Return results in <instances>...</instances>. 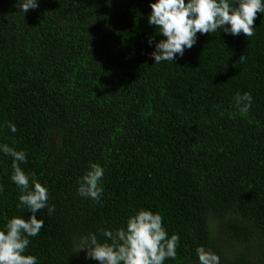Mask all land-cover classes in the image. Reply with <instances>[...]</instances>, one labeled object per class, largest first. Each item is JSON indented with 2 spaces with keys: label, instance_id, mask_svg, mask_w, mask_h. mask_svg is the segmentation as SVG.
I'll return each mask as SVG.
<instances>
[{
  "label": "trees",
  "instance_id": "trees-1",
  "mask_svg": "<svg viewBox=\"0 0 264 264\" xmlns=\"http://www.w3.org/2000/svg\"><path fill=\"white\" fill-rule=\"evenodd\" d=\"M150 2L39 0L23 14L0 0V143L28 153L21 167L55 206L37 213L45 225L25 254L100 264L75 238L145 208L180 238L164 264H199L200 245L221 264H264V14L252 37L198 33L174 64L154 65ZM244 92L247 112L234 99ZM11 163L0 154V229L31 216ZM90 163L105 169L100 202L77 195Z\"/></svg>",
  "mask_w": 264,
  "mask_h": 264
},
{
  "label": "clouds",
  "instance_id": "clouds-1",
  "mask_svg": "<svg viewBox=\"0 0 264 264\" xmlns=\"http://www.w3.org/2000/svg\"><path fill=\"white\" fill-rule=\"evenodd\" d=\"M19 11L26 14L39 7V0H17ZM150 25L156 26L162 37L155 43L150 56L155 64L174 62L184 56L198 40V33L209 34L223 31L247 38L255 34V18L264 14V0H152ZM154 37L149 38L152 46ZM243 59V57H241ZM235 105L241 112H247L254 98L250 92L237 93ZM11 133L18 131L12 121L6 124ZM0 154L12 160L10 180L21 191L17 209L31 213L27 218L14 216L0 229V264H39L35 255L25 254L44 228L45 221L37 219V213L46 209L51 215L55 206L49 203V188L36 179L35 173L26 172L21 164L27 163L28 153L17 150L7 143H0ZM105 169L98 163H90L85 173L77 179V195L91 201L100 202L104 187L102 180ZM0 191L3 186L0 185ZM99 237H103V241ZM177 234L169 235L164 226V218L159 212L141 208L130 215L124 227L109 229L98 227L87 235L75 238L78 251L86 252V259L100 264H164L168 259H176ZM199 264H221L220 256L203 245L195 249Z\"/></svg>",
  "mask_w": 264,
  "mask_h": 264
}]
</instances>
